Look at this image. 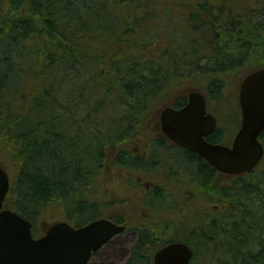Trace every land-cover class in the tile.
<instances>
[{
  "label": "trees",
  "instance_id": "1",
  "mask_svg": "<svg viewBox=\"0 0 264 264\" xmlns=\"http://www.w3.org/2000/svg\"><path fill=\"white\" fill-rule=\"evenodd\" d=\"M171 2L179 6L171 18L187 17L188 33L173 29L171 41L154 49L163 27L156 23L159 0H0V164L12 181L7 208L35 226L57 215L83 224L103 197L106 155L146 107L189 89L231 102L244 76L264 67V0ZM110 91L118 95L116 116ZM99 114L106 123L97 121ZM258 168L234 185L239 218L260 212L248 241L232 246L238 264H264V159ZM240 193L252 199L239 200Z\"/></svg>",
  "mask_w": 264,
  "mask_h": 264
},
{
  "label": "flooded vegetation",
  "instance_id": "2",
  "mask_svg": "<svg viewBox=\"0 0 264 264\" xmlns=\"http://www.w3.org/2000/svg\"><path fill=\"white\" fill-rule=\"evenodd\" d=\"M190 92L166 94L160 106L146 107V116L126 131L128 136L117 149L106 155L107 161L99 172L103 196L98 204L99 215L82 226L107 219L123 226L124 231L93 252L88 264H155L156 253L177 242L192 249L190 264L195 260H201L200 264H238L232 246L248 241L252 235L246 231L260 212L250 210L239 218L236 213L240 210L233 203L234 185L243 175H256L259 166L239 175L222 172L163 131L161 111L167 107L184 109ZM230 99L231 102L209 101L206 97L204 117L212 115L216 120L213 131L204 137L211 145L232 146L241 129L239 99L236 107L234 99ZM69 102L68 115H73L74 103L70 99ZM222 104L228 105L223 109ZM263 135L264 132L260 136L262 143ZM242 195L239 200L252 199ZM225 201L228 203L224 206ZM262 251L259 247L257 253Z\"/></svg>",
  "mask_w": 264,
  "mask_h": 264
},
{
  "label": "water",
  "instance_id": "3",
  "mask_svg": "<svg viewBox=\"0 0 264 264\" xmlns=\"http://www.w3.org/2000/svg\"><path fill=\"white\" fill-rule=\"evenodd\" d=\"M240 104L242 127L231 147L211 145L204 140L215 128L216 120L211 115L204 117L205 97L197 91L190 94L189 104L184 109L168 107L161 113L163 131L173 141L198 152L222 172H250L264 155V147L259 141L264 131V68L249 73L242 80ZM193 117L195 120L191 122ZM10 188L9 175L0 166V264H87L93 252L124 230L123 226L107 219L79 228L67 222H57L50 225L45 235L36 238L31 221L15 211L4 209ZM192 257L191 248L177 242L159 250L154 263L189 264Z\"/></svg>",
  "mask_w": 264,
  "mask_h": 264
},
{
  "label": "rangeland",
  "instance_id": "4",
  "mask_svg": "<svg viewBox=\"0 0 264 264\" xmlns=\"http://www.w3.org/2000/svg\"><path fill=\"white\" fill-rule=\"evenodd\" d=\"M166 3H168V4L166 5ZM159 4H160V7H157L159 10V12L157 14V15H159V18L157 19L156 23L159 27H161V26H163V27H162V32L160 33L161 39L156 40L154 42V44L152 45V48H154V49L157 48L158 46H163L164 44L166 45L167 42L171 41V39H172L171 35H172L173 29H179L180 35H185L188 33V30L186 28L187 17L180 18L179 20L171 18V16L176 12V10L179 9V6L172 3L171 0H159ZM132 36H133L132 34L126 35L124 37V39L129 40L130 37H132ZM111 79H114V78H111ZM103 85L111 88L115 84L110 85L109 82H107L106 84H103ZM103 96H104V94H103ZM117 97H118L117 91L116 92L110 91L108 99H107V102L112 104V106H114V108H112V115L113 116H116L117 112L119 111V109L117 108V101H118ZM213 99L215 100V98H213ZM223 107H224V104L222 105V108ZM103 110L105 112H110V111H106L105 109H103ZM234 120L236 122V119H234ZM97 121L106 123V121H107L106 115L105 114H99L97 116ZM72 211H71V213H72ZM98 215H99L98 207H96L94 209H87V212H85V214L83 215V219L84 220L91 219V218H94ZM61 218L62 217L60 215H57L54 219H61ZM61 220H63V219H61ZM41 222L42 223L43 222L51 223L52 219H51V217H47V218H44L43 220H41ZM204 261L206 263V260H204ZM200 263H202L201 260H199V261L195 260L194 261V264H200Z\"/></svg>",
  "mask_w": 264,
  "mask_h": 264
}]
</instances>
